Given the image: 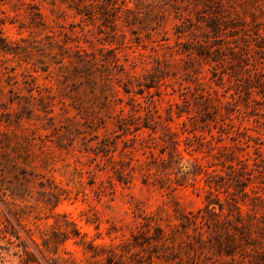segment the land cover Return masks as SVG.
Returning a JSON list of instances; mask_svg holds the SVG:
<instances>
[{
    "label": "rangeland",
    "instance_id": "rangeland-1",
    "mask_svg": "<svg viewBox=\"0 0 264 264\" xmlns=\"http://www.w3.org/2000/svg\"><path fill=\"white\" fill-rule=\"evenodd\" d=\"M251 197L264 0H0L3 264H264Z\"/></svg>",
    "mask_w": 264,
    "mask_h": 264
},
{
    "label": "trees",
    "instance_id": "trees-1",
    "mask_svg": "<svg viewBox=\"0 0 264 264\" xmlns=\"http://www.w3.org/2000/svg\"><path fill=\"white\" fill-rule=\"evenodd\" d=\"M240 193H241V197H239V200H238V198H236V199L231 198V201L227 202L228 206L226 207V209L229 212V214H234L235 216L241 215V209H240V206L238 205L239 204L238 201H242V203L246 204L245 198L248 196V194H247V192L243 191V188H242V190H240ZM218 200H219L218 198H216L215 200H212V199L206 200L203 209H204V212H206V216L208 218L206 216L205 217L207 220L210 221V223L212 225H214V227L219 231L220 234H224L225 235L224 237L230 238L232 235L227 231V226L222 227L221 225H224V224H222V222L217 219V217L219 216V213H222L223 209L225 208L223 203L218 202ZM249 200H250V202L248 204H250L253 208L264 207V206H262V203H263L262 200H260L258 197H251ZM215 206L218 209L217 211H215ZM239 222L241 223V226H243L245 229H246V227L249 229V227H250L249 221L245 222L244 220H241ZM222 231H223V233H222ZM67 237L68 236H64L59 241H64ZM217 243L222 244L223 241L217 240ZM45 252H46V254L43 251V253L45 254L42 256L43 259H47L46 258V257H48L47 254H54L55 249L53 248V249L47 250ZM24 253H25V257H22V259H21L24 264H42L39 260H37V258L35 257V255L31 251L24 249ZM41 254H42V252H41ZM1 258L2 257L0 255V264H3ZM50 259H52V258H50ZM52 264H54V263H52Z\"/></svg>",
    "mask_w": 264,
    "mask_h": 264
}]
</instances>
